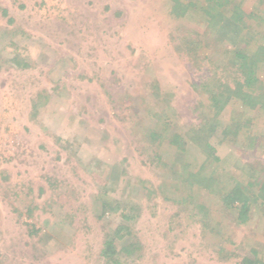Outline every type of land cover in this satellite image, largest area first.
I'll list each match as a JSON object with an SVG mask.
<instances>
[{"label": "rangeland", "instance_id": "374dc122", "mask_svg": "<svg viewBox=\"0 0 264 264\" xmlns=\"http://www.w3.org/2000/svg\"><path fill=\"white\" fill-rule=\"evenodd\" d=\"M241 52L246 105L225 102ZM245 257L264 261V0H0V264Z\"/></svg>", "mask_w": 264, "mask_h": 264}, {"label": "trees", "instance_id": "16d2710c", "mask_svg": "<svg viewBox=\"0 0 264 264\" xmlns=\"http://www.w3.org/2000/svg\"><path fill=\"white\" fill-rule=\"evenodd\" d=\"M238 56L240 58L244 59V61L246 63V65H243L242 64V68L244 70H246V78L244 79L243 82H239L238 88H236L234 91H231L229 93L228 98H226V101L225 102H227L229 98H233V96L237 94V95L240 96V97L237 96V98L242 99L243 100V104L246 105V104H248L247 102H248V100H249V98L251 96L248 97L249 96L248 94H243V93H246L244 91V89L246 87H250L252 85V83H254L255 81H257V77H254V75H253L255 72H254V70H252V68L254 69L256 67V64H254L255 63L254 62L251 65H249L250 61L247 60L248 57H245L242 52L241 53H238ZM254 58L258 61L259 56L256 54L254 56ZM251 60H253V59L251 58ZM208 149H211V146L210 145H208ZM215 159L216 160H219V157H215ZM235 194H234L235 197H233V200H234V198H238L241 201V209H242L243 217L246 219L247 218L246 217L247 216L246 215L247 214V210L249 209V200H250V198L248 199V197L244 196L243 193L241 192L240 188H237V190H235ZM110 243H111V241H107V244L106 245H107L108 248L111 245ZM243 263L244 264H256L257 263V260H253L250 257H245ZM258 263L264 264V261H260Z\"/></svg>", "mask_w": 264, "mask_h": 264}]
</instances>
